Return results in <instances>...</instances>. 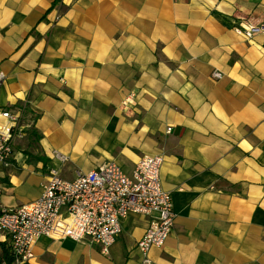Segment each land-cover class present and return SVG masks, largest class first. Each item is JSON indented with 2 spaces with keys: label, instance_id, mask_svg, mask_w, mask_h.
Here are the masks:
<instances>
[{
  "label": "crops",
  "instance_id": "1",
  "mask_svg": "<svg viewBox=\"0 0 264 264\" xmlns=\"http://www.w3.org/2000/svg\"><path fill=\"white\" fill-rule=\"evenodd\" d=\"M239 25L264 26V0H0V104L20 123L0 205L39 198L53 168L161 154L176 212L150 263L151 217L132 214L109 254L42 236L30 264H264V35Z\"/></svg>",
  "mask_w": 264,
  "mask_h": 264
},
{
  "label": "built area",
  "instance_id": "2",
  "mask_svg": "<svg viewBox=\"0 0 264 264\" xmlns=\"http://www.w3.org/2000/svg\"><path fill=\"white\" fill-rule=\"evenodd\" d=\"M236 31L247 37L264 35V26L239 25ZM214 75L221 78L222 73L215 71ZM5 79L6 74L0 71V90ZM19 130V116L0 104V163L9 165ZM167 130L171 132L172 127ZM163 162L161 154H146L132 173L111 161L89 172L77 171L73 179L51 169L39 198L19 206L0 205V232L8 238L15 264L30 263L33 245L42 236L90 240L109 254L122 232V219L132 214L151 217L137 245L150 263L149 251L164 246L176 220L172 194L162 185Z\"/></svg>",
  "mask_w": 264,
  "mask_h": 264
},
{
  "label": "trees",
  "instance_id": "3",
  "mask_svg": "<svg viewBox=\"0 0 264 264\" xmlns=\"http://www.w3.org/2000/svg\"><path fill=\"white\" fill-rule=\"evenodd\" d=\"M59 1L60 0H55L56 3ZM0 249L2 250V254H0V264H15V258L6 242H0Z\"/></svg>",
  "mask_w": 264,
  "mask_h": 264
}]
</instances>
